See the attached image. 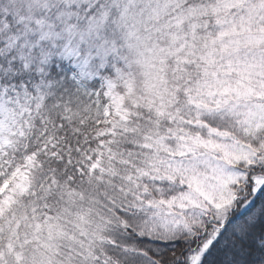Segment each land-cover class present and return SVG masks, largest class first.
<instances>
[{"label": "snow or ice", "instance_id": "1", "mask_svg": "<svg viewBox=\"0 0 264 264\" xmlns=\"http://www.w3.org/2000/svg\"><path fill=\"white\" fill-rule=\"evenodd\" d=\"M0 264H264V0H0Z\"/></svg>", "mask_w": 264, "mask_h": 264}]
</instances>
